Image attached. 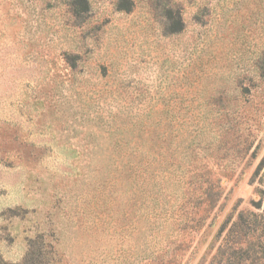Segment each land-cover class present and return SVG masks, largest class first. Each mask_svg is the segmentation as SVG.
<instances>
[{"label": "rangeland", "instance_id": "374dc122", "mask_svg": "<svg viewBox=\"0 0 264 264\" xmlns=\"http://www.w3.org/2000/svg\"><path fill=\"white\" fill-rule=\"evenodd\" d=\"M240 212L264 252V0H0V264H209Z\"/></svg>", "mask_w": 264, "mask_h": 264}, {"label": "trees", "instance_id": "16d2710c", "mask_svg": "<svg viewBox=\"0 0 264 264\" xmlns=\"http://www.w3.org/2000/svg\"><path fill=\"white\" fill-rule=\"evenodd\" d=\"M256 205L259 207L260 204L257 202ZM237 218L216 248L209 264H260L259 260L264 252L258 247L260 245L255 241L254 234L250 232L254 231L252 227L255 223L247 220L243 212H240ZM233 226L240 227L233 229Z\"/></svg>", "mask_w": 264, "mask_h": 264}]
</instances>
